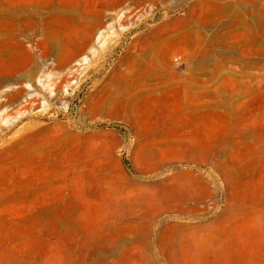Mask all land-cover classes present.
I'll list each match as a JSON object with an SVG mask.
<instances>
[{
    "label": "rangeland",
    "instance_id": "374dc122",
    "mask_svg": "<svg viewBox=\"0 0 264 264\" xmlns=\"http://www.w3.org/2000/svg\"><path fill=\"white\" fill-rule=\"evenodd\" d=\"M262 206L264 0H0V264H264Z\"/></svg>",
    "mask_w": 264,
    "mask_h": 264
},
{
    "label": "bare ground",
    "instance_id": "6f19581e",
    "mask_svg": "<svg viewBox=\"0 0 264 264\" xmlns=\"http://www.w3.org/2000/svg\"><path fill=\"white\" fill-rule=\"evenodd\" d=\"M256 210H257L256 207H252V206L247 205V204H237V203L235 204L233 202V203L229 204L228 208L225 210V213L223 214V217L220 220H218L217 222H215L213 224L207 225L204 228L197 229L195 234L196 235L197 234L204 235L206 237V240H208V241H215L216 240V242H218L219 244H225V243L227 244L228 243L227 236L229 235V228L232 225V223L234 221H237L238 219H242L244 217H247L248 215L255 212ZM261 210L264 211V206L261 207ZM190 230H191V228H190ZM244 239H246V238L241 237V240H244ZM262 248L263 247L260 246L256 249V251L261 257H264V255H263L264 250ZM252 251L253 250L251 248H245L242 250V252H247V254H251ZM228 252L231 254L230 250H228ZM260 256H259V258H261ZM232 257L236 258V256H234V255H232ZM261 264H263V263H261Z\"/></svg>",
    "mask_w": 264,
    "mask_h": 264
},
{
    "label": "built area",
    "instance_id": "2783aa9c",
    "mask_svg": "<svg viewBox=\"0 0 264 264\" xmlns=\"http://www.w3.org/2000/svg\"><path fill=\"white\" fill-rule=\"evenodd\" d=\"M181 60H182V57H180V56L175 58L176 62H180Z\"/></svg>",
    "mask_w": 264,
    "mask_h": 264
}]
</instances>
